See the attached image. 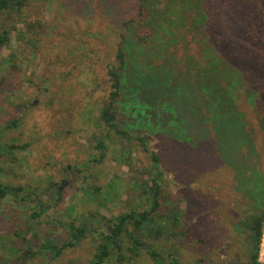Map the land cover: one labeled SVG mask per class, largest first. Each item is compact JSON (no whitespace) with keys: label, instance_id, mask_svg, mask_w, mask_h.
<instances>
[{"label":"rangeland","instance_id":"374dc122","mask_svg":"<svg viewBox=\"0 0 264 264\" xmlns=\"http://www.w3.org/2000/svg\"><path fill=\"white\" fill-rule=\"evenodd\" d=\"M26 1L21 13L0 17L10 35L0 48V143L24 147L0 163V182L24 188L0 206V264H90L95 237L112 218L150 209V151L158 155L165 179L157 212L180 210L172 239L149 241L165 252L166 263L249 264L239 222L264 211V53L255 42L264 45V0L231 1L224 13L236 34L214 11L200 34L187 25L185 36H175L174 44L184 51L153 58L154 72L166 86L146 87L152 90L144 95L147 108L135 106L133 84L123 83L117 122L130 138L98 118L120 35L128 37L135 54L142 51L147 59L151 52L135 44L145 26L125 27L136 18L137 0ZM223 54L241 63L245 83L258 92L254 101L241 82L227 95L201 71L208 59L217 63ZM134 68L129 67L131 76L140 78ZM201 76L210 95L195 84ZM158 93L173 106L165 117L157 114ZM13 118L17 125L6 128ZM139 135L149 152L134 139ZM101 136H106L103 158L96 149ZM37 200L49 208L40 211ZM33 210L40 211L36 219L30 217ZM70 227L91 234L56 257L41 248L45 240L68 242ZM128 264L156 263L142 251Z\"/></svg>","mask_w":264,"mask_h":264},{"label":"trees","instance_id":"16d2710c","mask_svg":"<svg viewBox=\"0 0 264 264\" xmlns=\"http://www.w3.org/2000/svg\"><path fill=\"white\" fill-rule=\"evenodd\" d=\"M231 1L232 0H137L136 18L135 20L126 22L125 27L127 28L130 22L145 26L146 28L144 30H141L137 36L135 35L137 37L135 44L139 50L150 48L151 52L146 54L148 60L144 57L145 53H140L142 51L135 54L131 46L127 47L129 45L128 37L123 34L120 35L121 42L118 44L115 55L116 64L108 69L110 92L100 110L98 121L116 135H121L124 138L128 137L127 133L119 128L117 122L121 114V107H123V83L126 85L129 83L133 84L130 89L133 93L132 98L135 97V106L140 110L147 108L148 101L145 99L147 104L143 102L145 101L143 100L144 95L148 94V90L151 92L152 90L146 87L150 86L151 88H155V85H164L166 80L162 75L154 72L157 67H152L155 65L153 58L157 59V57L164 55L169 58H174L180 51L183 52L184 48L182 46L174 44L177 41L175 36H185L187 25L189 28L192 27L195 30L199 29L200 34L202 32L201 28L207 27L208 20L214 11H217L221 20H227L229 14L226 13L225 15L224 12L229 9ZM26 2V0H0V17L6 13H21ZM238 5L240 4L238 3ZM256 6L259 7V4L256 3ZM226 25L231 27L227 30L228 32L232 31L234 34L237 33L236 26L233 25V23L227 20ZM128 28H130V26H128ZM9 41V31L0 27V48L7 45ZM255 42L258 51L264 53V45L257 41ZM218 47L222 51V47ZM212 49L216 50L214 47H212ZM215 53L218 55V52L215 51L214 54ZM139 55H141V60H137ZM223 55L225 56V54ZM216 60H218L217 63H214L208 59L200 69L205 74H211L206 76L214 79V82L218 84L217 88L229 95V92L235 90L236 85L241 82L240 87L247 93L250 102L258 97V92L254 89L252 82H250L249 85L245 83V78L242 74L243 68L241 71L240 62L232 59L231 56L228 58L226 56L222 58L218 56ZM149 62L151 64H149ZM130 66H135L133 73L135 74V72L138 71L141 76L140 78L135 79L131 76V72L129 71ZM143 67L144 70L142 69ZM261 68L260 66L259 69ZM163 70L165 72L167 68L165 67L158 71L163 72ZM222 74H231V77L225 78ZM201 77L196 80L195 84L198 89H202L203 85L206 94L210 95L208 94L209 90L204 86L207 79ZM161 78L165 80H161ZM156 95V103L160 106L157 110V114L158 116L165 117L163 113L167 110L169 111L171 108L173 109V106L167 105L160 93ZM216 103H218V101ZM170 112H172V110H170ZM143 114L144 113L141 115ZM16 125L17 120L13 118L7 123L6 128ZM105 138L106 136H101L100 139L96 141V149L101 151L100 158L104 157L103 153L106 150ZM134 139L143 148L142 150L144 152H149L143 136H134ZM18 148L24 147L0 143V163L8 161L9 154ZM149 154L152 161V175L149 179L148 189L152 197L150 209L141 212L130 211L112 218L107 227L101 229L95 237L97 245L90 264H128L139 257L142 251H145L156 264H167L168 257H165V252L156 251L153 244L149 243V241L155 243L159 241L166 242L170 238L172 239V233L177 231L180 227V210L178 206H172L164 213L157 212L160 206L159 199L162 197V185H164L165 179L160 172L158 155L151 151ZM1 173H3V171L0 168V175ZM94 190L97 193L98 189ZM23 191V187H13L5 182H0V206L7 196H15L17 193ZM29 193L31 194V192ZM60 198L61 195L55 196L57 201H59ZM36 203L40 211H46L49 208L48 205L44 206L39 200H37ZM40 211L33 210L30 214L31 219H36ZM239 226L243 229L241 232H243L249 264H264V261H259V247L264 230V211L258 210L250 213L239 222ZM31 231L33 232L32 236L35 237V230L33 231L31 229ZM68 234V242L58 245L50 240H45V244L41 248L50 250L52 256L56 257L60 255L64 248L75 246L82 238L91 234V232L87 231L85 228L70 227Z\"/></svg>","mask_w":264,"mask_h":264},{"label":"built area","instance_id":"2783aa9c","mask_svg":"<svg viewBox=\"0 0 264 264\" xmlns=\"http://www.w3.org/2000/svg\"><path fill=\"white\" fill-rule=\"evenodd\" d=\"M264 254V243L262 242L260 244V250H259V260L261 259V257L263 256ZM262 255V256H261Z\"/></svg>","mask_w":264,"mask_h":264},{"label":"flooded vegetation","instance_id":"af4514ba","mask_svg":"<svg viewBox=\"0 0 264 264\" xmlns=\"http://www.w3.org/2000/svg\"><path fill=\"white\" fill-rule=\"evenodd\" d=\"M239 228H240V231L243 230L241 227H239ZM244 246H245V244H244ZM245 249H246V247H245ZM24 255H27V252H23V257H24ZM23 257L21 256L20 258L23 259Z\"/></svg>","mask_w":264,"mask_h":264}]
</instances>
